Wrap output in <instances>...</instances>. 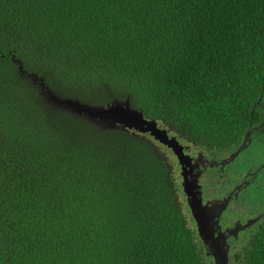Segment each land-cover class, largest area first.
I'll list each match as a JSON object with an SVG mask.
<instances>
[{
  "label": "trees",
  "instance_id": "1",
  "mask_svg": "<svg viewBox=\"0 0 264 264\" xmlns=\"http://www.w3.org/2000/svg\"><path fill=\"white\" fill-rule=\"evenodd\" d=\"M50 91L229 147L261 115L264 0H0V264H215L164 146ZM235 259L264 264V225Z\"/></svg>",
  "mask_w": 264,
  "mask_h": 264
},
{
  "label": "flooded vegetation",
  "instance_id": "2",
  "mask_svg": "<svg viewBox=\"0 0 264 264\" xmlns=\"http://www.w3.org/2000/svg\"><path fill=\"white\" fill-rule=\"evenodd\" d=\"M255 109L261 113L259 118L255 117L254 121L246 125L244 132L229 147L198 146L178 137L188 156L185 166L171 148L162 144L171 151L181 183L184 181V173L190 179L198 180V191H201L199 196L203 204H209V208L200 217L207 230H216V236L220 232L226 233L231 264L237 262V251L264 225V97L256 100ZM184 198L198 230L201 245L207 253L185 191ZM250 221L253 222L252 226L242 230L236 228ZM229 229L234 231L230 232ZM208 257L215 263L213 255Z\"/></svg>",
  "mask_w": 264,
  "mask_h": 264
},
{
  "label": "water",
  "instance_id": "3",
  "mask_svg": "<svg viewBox=\"0 0 264 264\" xmlns=\"http://www.w3.org/2000/svg\"><path fill=\"white\" fill-rule=\"evenodd\" d=\"M49 96L58 106L94 122L104 129H121L134 131L138 134H149L157 142L171 148L178 156L181 164L186 165L188 156L185 154L184 145L178 136L171 135L169 129L162 126L158 120L149 119L143 111L134 108L130 98L115 99L105 105H95L79 98L63 97L53 91H50ZM183 176V188L188 196V203L193 215L198 221L199 232L204 240L208 255L214 256L215 264H231L230 246L226 241V233L220 232L216 236V230H207L204 220L200 217L201 213L209 208V204H203L202 198L199 196L201 191H198L200 188L198 180L190 179L185 173ZM211 202L215 206V203ZM252 224L253 222L250 221L241 227L237 225L236 228L242 230L252 226ZM228 231L233 232L234 229Z\"/></svg>",
  "mask_w": 264,
  "mask_h": 264
},
{
  "label": "rangeland",
  "instance_id": "4",
  "mask_svg": "<svg viewBox=\"0 0 264 264\" xmlns=\"http://www.w3.org/2000/svg\"><path fill=\"white\" fill-rule=\"evenodd\" d=\"M165 148V151L168 153V155L172 158V160H174L172 154L170 153V151L168 150V148L164 147Z\"/></svg>",
  "mask_w": 264,
  "mask_h": 264
}]
</instances>
